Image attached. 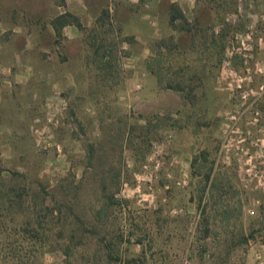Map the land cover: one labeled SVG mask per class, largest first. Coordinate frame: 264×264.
<instances>
[{"label": "rangeland", "instance_id": "obj_1", "mask_svg": "<svg viewBox=\"0 0 264 264\" xmlns=\"http://www.w3.org/2000/svg\"><path fill=\"white\" fill-rule=\"evenodd\" d=\"M21 2L0 12V264L264 262V0L98 1L78 58L43 56Z\"/></svg>", "mask_w": 264, "mask_h": 264}, {"label": "crops", "instance_id": "obj_2", "mask_svg": "<svg viewBox=\"0 0 264 264\" xmlns=\"http://www.w3.org/2000/svg\"><path fill=\"white\" fill-rule=\"evenodd\" d=\"M22 8L28 4L26 11L32 20L31 26L33 41L36 42L37 48L44 51L43 56L53 58L57 51L71 58L82 57L85 51V29H103L105 24L99 15L100 6L98 1L102 0H21ZM0 12L6 14L5 8H2L3 0H0ZM62 9H65L64 12ZM25 12V10H24ZM64 12V13H63ZM111 12L108 6L106 13ZM73 15V20L67 19V14ZM87 15L89 18L87 19ZM110 19V18H109ZM11 25V24H10ZM87 32V31H86ZM87 34V33H86ZM74 44V45H73ZM72 46H75V54H71ZM59 49V50H57ZM39 51V50H37ZM71 51V52H70Z\"/></svg>", "mask_w": 264, "mask_h": 264}, {"label": "trees", "instance_id": "obj_3", "mask_svg": "<svg viewBox=\"0 0 264 264\" xmlns=\"http://www.w3.org/2000/svg\"><path fill=\"white\" fill-rule=\"evenodd\" d=\"M177 19H180L183 29H189L188 22L184 14L179 10L177 4H171L169 21L172 24Z\"/></svg>", "mask_w": 264, "mask_h": 264}, {"label": "built area", "instance_id": "obj_4", "mask_svg": "<svg viewBox=\"0 0 264 264\" xmlns=\"http://www.w3.org/2000/svg\"><path fill=\"white\" fill-rule=\"evenodd\" d=\"M132 1H137V0H132ZM256 257H257V260H258V264H264L263 260L261 259L260 254H257Z\"/></svg>", "mask_w": 264, "mask_h": 264}]
</instances>
